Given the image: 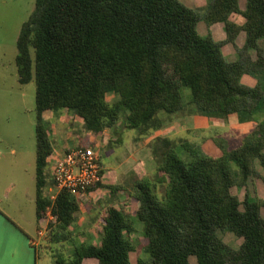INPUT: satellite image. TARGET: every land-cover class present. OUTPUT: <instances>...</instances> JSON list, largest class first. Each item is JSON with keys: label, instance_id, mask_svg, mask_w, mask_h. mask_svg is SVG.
<instances>
[{"label": "trees", "instance_id": "obj_1", "mask_svg": "<svg viewBox=\"0 0 264 264\" xmlns=\"http://www.w3.org/2000/svg\"><path fill=\"white\" fill-rule=\"evenodd\" d=\"M242 17L241 25L230 20ZM208 26L225 25L227 42L236 46L246 33L244 52L226 59L223 44L211 34L200 35L196 11L179 0H36L17 40L19 82L36 85L37 220L50 201L48 182L52 142L44 113L68 110L83 119L95 136L125 127L140 137L159 131L190 102L202 115L254 123L239 147L220 156H205L194 148L189 160L170 139H159L155 178L135 184V218L147 238L148 259L138 264H264V200L247 190L244 199L235 187L248 188L264 170V0H211ZM254 51L253 57H243ZM252 76L256 85L244 84ZM187 88L191 95L185 96ZM115 99L110 101L108 95ZM104 177V171H102ZM264 183V175L261 176ZM103 185V180L88 192ZM163 188V192L160 189ZM120 187L112 188L117 193ZM69 192L53 204L55 221L48 226L54 264H132L136 250L130 236L135 219L114 205L105 208L98 245L74 243L81 202ZM243 240L230 247L218 231Z\"/></svg>", "mask_w": 264, "mask_h": 264}, {"label": "rangeland", "instance_id": "obj_2", "mask_svg": "<svg viewBox=\"0 0 264 264\" xmlns=\"http://www.w3.org/2000/svg\"><path fill=\"white\" fill-rule=\"evenodd\" d=\"M179 1L197 12L199 16L198 31L202 36L208 35L205 13L211 0ZM243 2H246V0H243ZM35 6L36 0H0V46L3 39L8 42L6 48H2V46L0 48V84L6 81L7 84L11 85L14 81V70L17 68L15 64V55L18 53V50L17 46L12 44V41L16 35L20 34L22 25L32 14ZM234 18H237L234 19V21L240 22L238 15L234 14ZM241 33L243 34L241 38L239 37L238 43L242 47L234 48L232 45L233 50H231L225 45L224 52L228 61L233 59L238 60L240 58V52H244L246 35L244 32ZM260 47L264 50V41H260ZM253 53L254 51L247 52L243 57L252 58L254 56ZM256 83L257 81L252 76L247 75L244 79V84L248 86L256 85ZM35 86L34 82L26 85L27 98L25 102H23L20 97L14 95L9 98V101L4 103L3 107L0 104V131L2 127H4L2 122L9 117V130L24 132L21 139L24 140L27 147H32V138L35 132L34 120L37 119L35 101L32 98L33 91L36 88ZM183 93L185 96L191 95L190 90L187 88L184 89ZM108 99L113 101L115 97L112 94H109ZM24 108H27L28 112H24ZM61 111L62 110L57 111L56 114ZM209 119L211 122H209ZM43 122L47 130L53 128L52 130L57 133V136L55 134V137L51 139L52 143L63 139L65 136L63 133L65 132L62 131L60 121L56 117H53L50 120L44 119ZM174 122L177 126L175 132L171 131L172 127L169 126L168 128V125H172ZM119 123L122 125L124 124L125 126V117H122ZM245 124V131L250 134L255 129V124ZM166 125L167 128L161 132V137L154 138L149 142L147 141L148 143L145 141V137H140L138 135L136 130L127 128L122 134V142L119 144L114 141L109 142L108 132L103 135L100 147L105 151L104 156H106V153L109 150L113 149L111 150L110 155L113 159L115 158V162H104L108 167H105V171L108 174V176L105 177V182L106 184L126 189L125 191H120L119 195L111 194L110 190H98L99 192L93 198L91 197L82 200V210L76 225L78 229L95 226L100 227L102 213L109 205H116L117 207L124 209L125 212L135 219L136 231L134 233L133 243L137 247L136 252L131 254L132 264H137L138 258H149V254L146 251V238L143 225L135 218L136 207L132 205L134 202L131 200H134V187L137 182L155 178L158 167L156 156L160 150L158 140L163 138L174 141V143H177V146L181 147L183 150L184 156L178 149H176L180 156L183 159L187 158L188 160L192 152L188 148H194L201 151L205 156H217L218 153L221 154V143V145L226 147L227 150L239 147L243 144L244 138L241 131L244 127H242L243 125L239 123L235 117L226 120L211 119L197 112L194 104H191L190 102L187 104L183 112L173 116L172 120H167ZM182 144L187 145L188 148L183 147ZM32 149H34V144ZM29 163H31L29 174L24 172L23 164L20 163L17 165L16 173L13 175L16 185L10 191L5 190L6 186L2 183L4 173H0V207L8 211L16 221L26 227H29V224L36 225V181L34 179L36 162L34 154ZM118 164H120V168H116ZM263 175L264 170H261L258 165V174L253 180H250L248 188L235 187L233 193L243 200L246 191L249 190L254 197L257 196L264 200V183L261 179V176ZM160 191L163 192V188H161ZM218 235L225 243L234 249H239L243 242L241 238L231 232L219 230ZM79 236L80 240L86 239L85 235H82L81 233H78V237ZM96 236H98V234H96ZM50 238L49 233H47L44 238L39 240V242L45 246H50L52 244ZM37 239L38 235L36 240ZM69 244L70 243H68V245ZM62 250L63 252L66 251L65 249ZM194 259L196 260V258Z\"/></svg>", "mask_w": 264, "mask_h": 264}, {"label": "crops", "instance_id": "obj_3", "mask_svg": "<svg viewBox=\"0 0 264 264\" xmlns=\"http://www.w3.org/2000/svg\"><path fill=\"white\" fill-rule=\"evenodd\" d=\"M245 6H246V2H243V0H241V8L244 9ZM234 19H237V18H234V14H233L230 18L232 22H235L239 25L243 23V19L240 16H239L240 22L234 21ZM206 28H207L208 34H211L217 42H220L223 44L224 46L223 52H224L225 45H227V47L233 50L232 48L233 44H230L227 42V36H226L227 34L225 31L224 24L217 23L212 26H208L207 24ZM242 34L243 33H240V35L237 37L236 46L233 45L234 48L242 47L238 43V39L239 37L240 38L242 37ZM18 37H19V34L16 35V37L13 39L12 44L17 46ZM1 46L2 48H6L8 46V42L5 41V39H3L1 42ZM224 55H225V52H224ZM16 56L17 54L15 55V59H16ZM234 61H236V59H233L230 62H234ZM14 71H15L13 75L14 81L11 85L7 84L6 81L0 84V104L2 107L4 103L6 101H9V98L13 97L14 95H16L17 97H20L23 102H25L27 98L26 85L20 84L17 68ZM245 77L243 78V82H244ZM251 86H254V85H251ZM32 98L34 99L35 106H36V88L33 91ZM24 109H25L24 112H28L27 108H24ZM35 111H36V107H35ZM56 112L57 111H49V112L44 113L43 115L44 119H48V120L52 119L53 117H56L60 121V125L62 126L61 127L62 131L65 132L63 133L65 135L63 139L55 143L54 142L52 143L53 154L55 153L64 154L66 151L74 147L85 146V147H94L96 150H98L101 156V164H102L103 171H104L103 185L93 191L87 192L84 195L85 196L84 200L91 198V197L93 198L99 192L98 190H110L111 194H116V195H119L120 191H125L126 188H122L117 193H115L112 190V188H116L118 186L106 184L105 177H107L108 174L105 171V167H107V164H104V162H107V163H111L113 161L115 162V158L113 159V157L110 155L111 150L113 149L109 150L106 153V156H104L105 151L102 150L100 147L101 139L103 138V135H105L107 132L109 134V142L114 141L117 144L121 143L122 134L127 130L124 124L122 125L121 123H119L114 128L106 129L102 133V135L95 136L94 134H92L90 131L86 129L83 119H81L79 116H77L73 112L68 111V110H62L58 114H56ZM9 120L10 118L8 117V119L2 122L4 124V127H2L0 131V173L1 172L4 173V178H3L2 183L4 186H6L5 190L7 191H10L16 185L13 179L14 178L13 175L14 173H16L17 165H19L20 163L23 164L24 172L29 174L30 169H31V163L29 162H31V158L33 154L35 156V162L37 160V119L34 120L35 132L32 138V147H27L24 140L21 139L24 132L22 131L15 132V131L9 130V127H8ZM209 122H211L210 119H209ZM242 125H243L242 127L244 128H242L241 133H243L242 135L244 138L249 133H246L245 131L246 124L244 123ZM169 126L172 127L171 131L175 132V129L177 130V126L175 122L172 123V125L169 124L168 128ZM165 128H167L166 124L159 131L151 134L148 137H145V141L149 142L150 140H153L154 138L161 137L160 136L162 135L161 132H163ZM52 129L47 130L50 140L53 137H55V134L57 136V133H55V131ZM30 142H31V138H30ZM33 144H34V149H32ZM221 154H222V151H221ZM221 154L218 153L217 156H220ZM48 161H49V169H48L49 180L48 182H50L53 180V164L52 162H50L51 157L49 158ZM119 165L120 164H118L116 168H120ZM35 167H36V171H35L34 179L36 181V190H37V180H36L37 163L35 164ZM131 201L134 202V204L132 203V205L136 207L135 199ZM35 205H36V197H35ZM81 206H82V202H81ZM114 206L118 209H122V208L117 207L116 205ZM36 210H37V205H36ZM81 210H82V207H81ZM39 227H40V223H38L37 214H36V225L34 226V224H31V225L29 224V227H26L20 224L18 221H16L10 215L8 211L0 207V264H54L53 252H52V247L54 245L51 244L49 246L48 244H46L48 246H45L41 242H39L38 244L34 243L38 235ZM101 229H102V226L77 229L76 233H81L82 235H85L86 239L80 240V236L78 237V234H75L74 243H70L69 245L68 243H65V247L63 249H65L66 251L64 252L68 255L69 250L73 248V244L98 245L100 241V237L96 236V234H98L101 231ZM135 229H136V226H135ZM134 233L130 236V239L132 241H134L133 240ZM147 241L148 240L146 238V242ZM146 242H145V245L147 246ZM136 247L137 246H135V248ZM135 252L136 250L132 253H135ZM194 258L195 257L190 258V264H197V260H195ZM130 259H131V255H130ZM139 259L140 258H138V260ZM131 263H132V259H131ZM83 264H99V262L97 259L86 258L84 259Z\"/></svg>", "mask_w": 264, "mask_h": 264}, {"label": "built area", "instance_id": "obj_4", "mask_svg": "<svg viewBox=\"0 0 264 264\" xmlns=\"http://www.w3.org/2000/svg\"><path fill=\"white\" fill-rule=\"evenodd\" d=\"M51 162L53 180L45 190L50 203L40 223L38 239L34 241L36 244L48 233L49 224L55 221L53 204L61 192H69L79 199L103 180L101 156L94 147L77 146L64 154L52 153Z\"/></svg>", "mask_w": 264, "mask_h": 264}]
</instances>
